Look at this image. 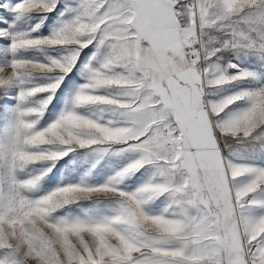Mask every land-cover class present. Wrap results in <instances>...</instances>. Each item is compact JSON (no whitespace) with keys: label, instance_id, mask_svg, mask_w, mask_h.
<instances>
[{"label":"snow or ice","instance_id":"1","mask_svg":"<svg viewBox=\"0 0 264 264\" xmlns=\"http://www.w3.org/2000/svg\"><path fill=\"white\" fill-rule=\"evenodd\" d=\"M57 3L20 0L10 10L22 18ZM69 10L51 35L19 34L11 58L0 56V264H264V162H251L264 161V71L229 57L264 62V0H75ZM92 45L99 66L86 65L71 108L39 128ZM30 49L66 53L44 63L20 56ZM37 73L51 82L27 87ZM243 82L258 86L213 98ZM13 92L14 109L5 99ZM90 106L111 118L81 111ZM77 149L95 154L93 170L108 155L135 159L103 184L31 197L51 168L25 180L20 172ZM145 167L148 181L122 190ZM82 200L94 202L82 218L56 215Z\"/></svg>","mask_w":264,"mask_h":264},{"label":"rangeland","instance_id":"2","mask_svg":"<svg viewBox=\"0 0 264 264\" xmlns=\"http://www.w3.org/2000/svg\"><path fill=\"white\" fill-rule=\"evenodd\" d=\"M19 2L20 0H7V6L0 7V29H6L8 33H10L8 36L0 37V56L7 55L11 58V53L9 51L10 44L12 43V39L19 34H30L33 37L51 35L63 21L70 17L71 12L69 10V6L75 4V0H59V3H57L53 12L44 14L33 13L22 18H17L10 9ZM4 3L5 0H0V4ZM37 26H39V31H33V29L37 28ZM97 52L98 48L95 45H92L80 53L79 60L77 61L75 67L65 77L63 83L60 85V88L55 92L51 103L48 104L43 117L39 119V128L48 126L54 122L62 112L71 108L76 92L79 90L81 85L88 82L90 73L87 71L86 65L93 64L96 67L99 66L100 58L98 57L97 60L92 59L93 55ZM65 53L66 50L64 49L59 51L52 49H46L43 51L40 49H30L20 53V56L38 62L47 63L49 57L55 56L59 58ZM229 57L233 63H238L240 68H245L253 72L264 71V62L258 60L254 56L242 55L237 57L235 54H229ZM227 62V59L221 60L222 64L226 65ZM229 71L235 73L237 69H229ZM49 82H51L50 76L37 73L28 80L26 86L35 87ZM257 86V84L251 82L225 86L223 89L219 90L213 98H223L234 91H238L243 88H255ZM14 95L15 93L13 92V94L9 97H5V99H13V104L9 106L13 109L18 106ZM47 95L48 94L46 93L40 94L37 98H35L33 103L38 104V102ZM240 103L243 105L244 102ZM2 108L3 101H0V111H2ZM102 108L103 106H90L89 108L81 109V111L84 114L92 115L94 118L101 116L104 117V119L111 118L112 114L106 111H101ZM3 128V121L0 120V138L4 135ZM96 159L97 157L90 150L77 149L75 152L69 153L62 160L29 165L26 169L20 172L19 178L25 180L30 177L37 176L45 172L48 168H51V172L47 173V176L40 183L39 187L29 193L31 197L39 198L54 191L58 187L65 186L67 184H78L85 179L88 184L93 186L103 184L110 176L114 175L116 171L125 167L133 159H135V155L132 153H126L122 156L108 155L104 157L100 163L96 165L95 170H93L92 166L96 163ZM251 162L262 163L264 161L257 159ZM149 177V169L147 167L142 168L135 175L131 176L125 184L121 186V188L125 191H134L143 183L148 181ZM161 200H163V197H161ZM156 203L159 205L160 201H157ZM93 206V201L82 200L78 204H71L63 209H60L56 215L64 218H82Z\"/></svg>","mask_w":264,"mask_h":264}]
</instances>
